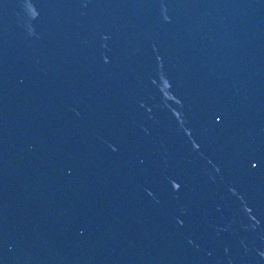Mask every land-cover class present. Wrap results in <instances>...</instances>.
<instances>
[{"label":"water","instance_id":"95a60500","mask_svg":"<svg viewBox=\"0 0 264 264\" xmlns=\"http://www.w3.org/2000/svg\"><path fill=\"white\" fill-rule=\"evenodd\" d=\"M0 264H264V0H0Z\"/></svg>","mask_w":264,"mask_h":264}]
</instances>
